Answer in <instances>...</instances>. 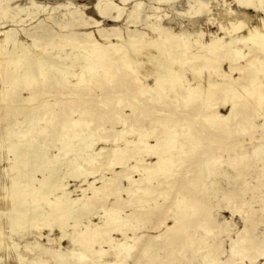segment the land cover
<instances>
[{
    "label": "bare ground",
    "instance_id": "bare-ground-1",
    "mask_svg": "<svg viewBox=\"0 0 264 264\" xmlns=\"http://www.w3.org/2000/svg\"><path fill=\"white\" fill-rule=\"evenodd\" d=\"M26 1L27 6L12 7L8 0H0V18L13 24H21L26 20L32 22L44 8L37 6L33 0ZM110 1L98 0L94 8L100 19L105 18L106 12H110L115 13L111 16L112 20L118 22L123 9ZM120 1L124 4L127 0ZM141 1L134 4L133 13H141ZM147 1L152 9V14L147 15V19L151 21L155 37L145 39L144 36H131L125 40L118 35L114 36L117 41L115 43L109 35H102L103 29H99L102 20L87 16L81 9L72 11L68 9L70 4L51 9H64L57 22L59 30L63 32L58 36L57 44L71 48L66 53L64 47L58 51L47 50L46 45L51 44H42L36 37H31L26 43L17 37V32H23V28L3 31V22L0 23V56L5 61L3 65L0 60V65L4 67L3 70L10 69L5 79L2 78L0 97L2 101L8 102L5 110L7 113L13 110L20 114L22 105L28 109V113H23L22 120L13 116L11 123L3 128L2 139L6 141L7 138H13L15 142L10 143L5 150V154L12 155L13 161L8 160L0 168L1 264H20L23 258L20 259L17 241L21 242L29 237L28 225L31 226L30 229L34 228L32 224L35 228L40 226L51 229L54 215L58 216V223L54 226L62 234L59 238L50 239L48 245H57L65 237L64 230L69 226L68 221H72L71 227L75 234L70 240L73 246L77 244L78 247L75 249L72 246L67 255L55 254L59 264H74L67 262L66 256H71L70 259L77 256L78 260L89 261L90 264H124L125 257L131 254L135 243H115L111 238L113 232L124 235L123 229L127 225L120 223L121 209L118 206L103 209L106 218L100 224L88 222L82 225L81 217L90 214L91 208L105 201V197L116 196L123 191L119 178L130 183V188L124 189V192L131 197L128 205L135 204L137 207L134 208L133 215L157 210L160 205L157 197L166 201L168 198L165 194L169 188L178 183L180 190L182 185L194 181V168L200 169L203 165L212 164L214 158L205 149L206 143L208 146L214 145L213 136L208 134L206 127L214 125L218 128V133H223L227 131L223 125L239 122L243 105L238 104L237 99L248 98L257 110H262L256 114V118L262 121L261 126L253 124L250 119L243 120L238 127L235 125L237 135L247 136L249 140L258 143L259 149L264 148V18H259L258 14L259 11H264V0H235L239 9H254V16L240 10L232 11L223 0L224 8L218 15L226 18L229 22L227 24L221 22L222 19H211L209 0H196L197 8L188 0L186 12L177 10V0ZM150 4L168 7L171 15L161 14L159 7L155 8ZM183 14L190 19L197 18L196 21L191 20L188 27L193 28L199 18L205 17L208 25L216 23L219 26L218 33L223 36L220 37L217 32L212 35L210 33L209 40L205 41L201 28L190 31L188 27H183L175 33L172 28L163 26L165 20L169 25L179 26ZM68 20L74 22L71 27L92 26L96 30L82 31L79 33L82 38H79L72 29L69 30L71 27L66 23ZM242 30L244 32L239 34ZM95 32L101 41L97 40ZM225 36L228 40L224 39ZM241 43H249L251 46L243 51L238 47ZM226 61H229L230 73L220 70L222 63ZM149 67H154L153 70L157 67L161 74L157 77L153 75L151 85H141V80H145L143 73L146 77V74L152 72L148 71ZM202 68L214 73L207 80L206 91L190 87L186 89L185 97L179 92L175 93L177 88L183 89L185 71L190 69L197 77ZM232 72H237L239 76L231 78ZM127 77L132 89L127 83L123 84ZM73 78L76 81L71 83ZM53 90L56 94H52ZM97 90L103 98L100 101L95 94ZM21 92L27 93V96H22ZM49 97L54 99L53 103L47 101ZM231 99L234 101L231 102ZM195 101L200 102L203 113L192 107L197 105ZM91 102L94 105L87 109ZM227 104L230 107L227 116L214 114L209 119L206 115L214 107H224ZM161 106L165 109L161 110ZM170 106L175 109H170ZM37 109L39 111L36 113ZM179 109L183 111L180 112ZM95 120H98V124H95ZM107 122L110 123L106 126ZM91 128L92 131H89ZM258 131L260 135L255 137L254 134ZM98 144H111V147L93 150ZM53 148L60 154H49ZM199 152L202 155L197 157ZM5 154L1 153L2 161L5 160ZM182 170L184 180L176 179ZM38 171L45 172H41V181L35 177ZM133 173H138L139 178L133 179ZM98 175L101 177L97 178ZM88 176H92V181L88 182L86 188L81 187V196L75 199L69 197L64 182ZM47 181V191L51 188L54 194L60 192V195L54 202L46 200L50 209L44 211L39 202L46 194L42 188L43 182ZM26 190H30L29 196L33 201H27ZM121 201V198H116L114 204L119 205ZM149 202H154V205L147 209L144 205ZM182 202L183 200H179L176 205L173 226H167L155 239L162 238L165 241L179 237L184 220H189L181 217ZM241 206L242 204L235 212ZM78 211L81 212L80 216H72L71 213L76 214ZM199 212L200 209L195 208L194 215ZM13 233L17 241L9 236ZM96 238L107 244L109 249H95ZM233 244L238 246L237 249L244 258L248 256L249 250L256 251L259 248L262 250L258 257L264 256V242L262 245L256 243L247 226L236 236ZM33 247L40 248L37 243ZM104 256H109L110 260L102 259ZM202 260L203 264H219L208 256ZM34 261L39 264L46 262L39 258H33L29 262Z\"/></svg>",
    "mask_w": 264,
    "mask_h": 264
},
{
    "label": "rangeland",
    "instance_id": "rangeland-1",
    "mask_svg": "<svg viewBox=\"0 0 264 264\" xmlns=\"http://www.w3.org/2000/svg\"><path fill=\"white\" fill-rule=\"evenodd\" d=\"M12 7L15 5H19L21 7L27 6L26 0H8ZM37 6L43 7L44 11L36 15L35 18L32 19V22L26 20L24 23L21 24H13L8 20H2L0 18V23L3 22L2 30L9 31V30H20L24 29V31H18L17 37L28 43L31 37L38 38L44 44H51L46 45L47 50L58 51L61 50L64 46L61 44H57L58 36L61 35L63 32L59 30L57 26V22L60 20V15L64 13L63 8H59L57 10H51L57 6H68V9L75 10L81 9L83 12L89 16L93 17L96 20H102V26L99 29H103L102 35H109L110 39L115 43L117 42L114 39V36H121L123 39L127 40L128 37L131 36H144V38H151L155 37V33L152 31L151 21L147 19V15L152 14V9L148 6L147 0H142L143 6L141 7V13L139 12H132L134 9V4L140 0H127L124 4L120 0H111L110 2L115 4L116 6L123 9V14L121 19L118 22H114L112 17H107L100 19V17L95 16L93 11V5L97 3L98 0H33ZM188 0H177V10L179 12L185 11L188 8L187 4ZM223 0H209V8L211 11V19L221 20L224 21V24L229 23L226 21L227 19L221 18L218 13L224 8L222 6ZM226 5H229L232 11H242L249 16H254L256 11L254 9H239L235 0H224ZM190 4L193 7H198L196 0H191ZM155 8L159 7L161 14H168L171 15L170 10L168 7L164 5H157V4H150ZM123 7V8H122ZM132 12V13H131ZM186 12V11H185ZM115 13H113L114 15ZM259 18H264V11H259ZM51 17V18H50ZM172 17V16H171ZM173 18V17H172ZM182 19V23L180 25L185 26H173L167 24V20L163 21V26L165 28H172L175 33H178L183 29V27L187 28L188 23L192 21H196L197 18H191L187 15H182L180 17ZM83 20V19H82ZM192 20V21H191ZM212 22V21H211ZM214 22V21H213ZM216 22V21H215ZM252 23V21L250 20ZM67 25L73 26L74 22L72 20L66 21ZM76 24V23H75ZM216 24V23H215ZM209 25L207 24L205 17L199 18L196 26L188 27L190 31L198 30L199 28L202 29L204 36L202 37L205 41L209 40V34L217 32L216 34L222 37L223 35L219 32L218 25ZM250 26V25H249ZM72 29L75 33H77L79 38H82L79 35L82 31H87L88 29L96 30L92 26L88 27H80L74 28L71 27L69 30ZM244 30L239 32L242 34ZM95 37L98 41H101L97 32H95ZM225 40H228V37L225 36ZM264 39V37H263ZM64 44V43H62ZM251 46L249 43L247 44H239L238 47L241 48L243 51H247L246 47ZM37 48H31V50ZM71 48L64 47V52H70ZM12 52V51H11ZM4 58L0 56V60L5 64L3 61ZM237 60V58H234ZM0 61V63H1ZM243 62V61H238ZM0 84L2 78L5 79L7 74L9 73L10 69H4L2 65H0ZM154 69V67H152ZM149 67L148 71L151 74H146L145 80H141V85L152 84L153 75L155 77L161 74L160 69L155 67L156 71ZM159 70V72L157 71ZM222 72L226 71L230 73L229 61L222 63V68L220 69ZM155 72V73H154ZM153 73V74H152ZM159 73V74H158ZM142 74V73H141ZM158 74V75H157ZM152 75V76H151ZM214 73L208 69L202 68L199 72L197 77L195 74L188 69L183 73L185 77L182 81L183 89L177 88L176 92H179L183 97L187 96L186 89L188 88H195L197 87L201 92L207 90V80L210 76L213 77ZM141 75L139 77L143 79ZM218 76V74H217ZM239 74L237 72H232L231 78H237ZM149 79L147 80V78ZM151 77V78H150ZM218 79L217 77H214ZM76 81V78L71 80V83ZM129 82V83H128ZM188 82V84H187ZM227 82V81H226ZM130 85V89H132V85L130 80L126 79L123 84ZM244 85V84H243ZM246 86V85H245ZM108 88V87H107ZM185 92V93H184ZM52 94H56L53 90ZM95 94L100 98L98 101L102 100L100 92L95 91ZM245 95V93H242ZM22 96H27V93L21 92ZM222 97V96H221ZM206 101L205 98H203ZM217 100H220L217 98ZM236 100V98H235ZM0 97V168L8 160L13 161V157L11 154H5V150L10 146V143H14L15 141L13 138H7L6 141L2 139V135H4V127L7 124H10L13 120V116H15L18 120H22L24 114L28 113L27 107L22 105V109L20 114L18 112H14L13 110L7 113L6 105L8 102L3 100L1 102ZM49 103H53L54 99L49 97L47 99ZM97 101V102H98ZM199 101H203L199 99ZM234 100L231 99V102ZM238 104L243 105V109L240 116V121L236 124H227L226 126L223 125L227 129V131L223 133H218L214 125L211 127H204L207 128L208 134L213 136V146H208L206 143L207 151L211 152L214 161L212 164L203 165V168L196 169L194 168L193 177H195L193 182L186 183V185H182L180 190L178 189V183L174 185V187L169 188L166 192L167 200H161L162 197H157V201L159 202V207L157 210H151L149 213L144 214H134V208H137L135 204H129L128 202L131 200V197L127 195V192H124V189L130 188V183L127 182L125 179L119 178L118 182L120 184V188L123 190L116 196H109L105 197V201L100 202L94 208H91L90 214L83 215L81 217L80 224L85 225L88 222L91 224H100L105 221L103 219L104 210L110 209L111 207L118 206L121 209V213L119 216L121 217V222L127 226L124 227V235L121 233L113 232L111 234V238L115 241V243L126 242L128 244H133L134 249L132 250L131 254L128 257H125L124 264H203L202 258L208 256L212 257L215 261H218L219 264H263L264 263V256L258 257V253L261 252V248L248 251V256L251 258L249 260L248 256L245 258L242 256V253L238 248L233 244L236 236L241 233L244 226L249 228L251 233V237L254 241L260 245L264 242V148L259 149L258 143L256 141H251L247 136H239L237 135L236 126L242 124L243 120L250 119L253 124L257 126H261L262 121L259 118H256V114L262 111L260 108L257 110L253 103L248 98L245 99H237ZM3 103V104H2ZM170 104V102H167ZM197 105L192 106L195 110L203 113V107L200 105V102H196ZM229 104V102H228ZM216 106L214 109L209 110L206 112V115L209 116V119L214 116V114H218L220 117H225L230 112V107L228 106ZM87 109L94 105L93 102L89 104ZM252 106V107H251ZM38 108V107H37ZM175 109L174 106H170V109ZM164 110L161 106V110ZM39 110L37 109L36 113ZM180 112L183 109H179ZM18 114V115H17ZM2 120V121H1ZM98 124V120H95V124ZM110 122L106 123V126ZM217 123V122H216ZM43 125L41 124L40 127ZM2 128V129H1ZM3 130V131H2ZM264 130V129H263ZM2 131V132H1ZM92 131V128L89 129ZM214 131V132H213ZM36 135V134H35ZM255 137L260 135V132H255ZM2 140V141H1ZM9 141V142H8ZM8 142V143H7ZM207 142V141H206ZM3 143V144H2ZM208 146V147H207ZM101 147H111V144H98L93 147V150H98ZM56 151V149H52L49 151V154H53L54 156L59 155L60 153ZM63 151H61L62 153ZM2 155H6L1 159ZM56 153V154H55ZM66 155V154H65ZM64 155V156H65ZM71 155V154H69ZM201 152L197 155L199 157ZM63 156V157H64ZM7 157V158H6ZM7 160V161H6ZM152 160V158H149ZM3 162V164L1 163ZM190 166V165H188ZM195 166V165H193ZM198 166V165H196ZM119 169L117 170V172ZM43 172V171H41ZM38 171L36 173V179L41 181L43 173ZM184 170L179 171V176L176 179L184 180L183 176ZM198 175V176H197ZM105 176L110 177L111 174H105ZM34 177V178H35ZM101 176H97L99 178ZM133 179H138V173L132 174ZM176 176H170V178H175ZM32 179V178H31ZM92 181V176L82 177L80 180L68 179L64 182V186L66 187V191H69V197L72 199L78 198L81 196V189L86 188L88 182ZM99 183V182H98ZM97 183V184H98ZM39 184V182H36ZM67 184V185H66ZM43 193H46L44 199L39 202L40 207L44 211H49V207L45 203L46 200H51L54 202L55 198L60 195V192H55L49 189V182H43ZM69 185V186H68ZM36 186V185H35ZM37 187V186H36ZM39 187V186H38ZM82 187V188H81ZM47 188V189H46ZM179 190V191H178ZM28 195L25 194L27 197V201H33L30 199L29 193L30 190H26ZM45 191V192H44ZM26 193V192H25ZM42 193V191H41ZM128 196V197H126ZM121 198V204L115 205L114 200ZM179 200H183L181 205V217L182 218H189V220H184L183 222V229L179 235V237L167 239L162 241V238L155 239L156 236L163 233L165 228L172 227L174 220L173 214L176 212V205L178 204ZM107 202V203H106ZM103 203V204H102ZM241 208L238 212L235 210L241 205ZM154 202H149L144 205L147 209L152 207ZM195 208L200 209V212L194 215ZM72 216H80L81 212L78 211L76 214L71 213ZM5 215H9V213H5ZM103 215V216H102ZM102 216V217H101ZM54 220L52 221L53 227L49 229V227L36 226L32 224L34 228L30 229L31 226L28 225L30 228H26L28 230L27 235L29 236L27 239L22 240L21 242L17 241L18 239L15 237L14 233L9 234L14 240H16L19 244L17 248L20 249V264H39L37 261L30 263L29 261L33 258H39L42 260H46L44 264H59L55 254H66L70 252V248L73 246L71 243V238L75 234V230L71 227L73 225L72 221L69 222V226L66 227L64 230L65 237H63L57 245L51 246L48 245V241L52 238L60 237L62 233L58 228H55V224L58 223L57 215H54ZM106 218V217H105ZM40 227V228H38ZM82 229V227H79ZM30 229V230H29ZM34 229V230H33ZM41 229V230H40ZM77 229V230H80ZM7 233V232H6ZM31 234V235H29ZM68 234V235H66ZM33 236V237H32ZM67 237V238H66ZM29 239V240H28ZM69 239V240H68ZM24 241V242H23ZM38 244L40 248H34L35 244ZM100 243V244H99ZM47 244V245H46ZM97 244V245H96ZM73 246L75 249H78L77 244ZM46 247V248H45ZM48 247V248H47ZM50 247V249H49ZM29 248V249H28ZM95 249L103 248L105 250L109 249V246L99 238H96V243L94 244ZM53 249V250H52ZM148 249V250H147ZM150 249V251H149ZM34 250V251H33ZM153 250V251H152ZM30 253H29V252ZM148 251V252H147ZM54 252V253H53ZM56 252V253H55ZM146 254H145V253ZM1 253V251H0ZM23 255V256H22ZM157 259H154V257ZM66 256V260L69 263L74 264H90L89 261H82L76 258L77 256H72V259ZM74 257V258H73ZM26 258V259H25ZM153 258V259H152ZM102 259L110 260L109 256H104ZM26 260V262L24 261ZM48 260V261H47ZM152 260V261H151ZM81 261V262H80ZM1 264V262H0Z\"/></svg>",
    "mask_w": 264,
    "mask_h": 264
},
{
    "label": "crops",
    "instance_id": "crops-1",
    "mask_svg": "<svg viewBox=\"0 0 264 264\" xmlns=\"http://www.w3.org/2000/svg\"><path fill=\"white\" fill-rule=\"evenodd\" d=\"M93 11H94V13H95V16H97V12H96V10H95V8H94V5H93ZM106 16L107 17H111V16H113V13H110V12H106ZM98 17V16H97ZM179 26H182V25H179ZM185 26V25H184Z\"/></svg>",
    "mask_w": 264,
    "mask_h": 264
}]
</instances>
